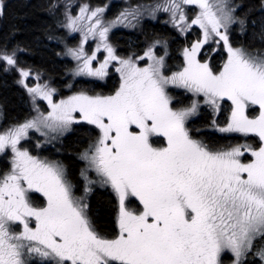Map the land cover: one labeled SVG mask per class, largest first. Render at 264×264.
<instances>
[{
	"label": "snow or ice",
	"instance_id": "snow-or-ice-1",
	"mask_svg": "<svg viewBox=\"0 0 264 264\" xmlns=\"http://www.w3.org/2000/svg\"><path fill=\"white\" fill-rule=\"evenodd\" d=\"M78 7L51 0L46 9L58 26L47 40L75 61L65 68L70 94L22 61L19 43H0V70L14 71L30 100L29 115L0 127V264H264V0L259 21L243 0H154L112 18L106 4ZM160 13L183 37L179 63L167 34L117 51L116 26ZM110 69L119 79L108 92L77 79L105 80ZM74 126L85 129L78 177L60 158ZM98 190L115 202L110 230L99 226Z\"/></svg>",
	"mask_w": 264,
	"mask_h": 264
},
{
	"label": "trees",
	"instance_id": "trees-1",
	"mask_svg": "<svg viewBox=\"0 0 264 264\" xmlns=\"http://www.w3.org/2000/svg\"><path fill=\"white\" fill-rule=\"evenodd\" d=\"M113 1V2H112ZM151 0H70L73 14H77L80 5L88 4L91 7L108 5L106 11V18H112L122 9L124 5L138 4V2H147ZM51 0H7V11L3 17H0V43L6 38H10V46L16 43L20 44L21 49H27L19 53L20 59L28 65L36 67L42 72L50 73L54 84L61 89L62 94H70L66 88L63 87L65 83L71 78L70 74H65L66 67H73L75 61L71 57H58L57 52L63 51V45L56 41H49L46 38V30L51 26L57 28L54 24L52 15L46 10ZM60 3H68L69 0H59ZM248 7L252 9V15L259 21L261 13L259 6L261 0H243ZM63 9L60 10V19ZM164 23V22H163ZM14 35L13 34V31ZM59 34L67 35L68 30L64 28L58 29ZM257 33L259 32V25L257 26ZM154 33L167 34L174 38L176 43L171 45L173 50L174 59L171 63H179V53L175 52L179 44H182L183 38L168 24L158 22L153 24L152 20L145 22L144 28L141 31L135 30L134 32H126L123 30H116L111 33V40L113 43L118 44L119 52L130 53L133 51H140L143 44L152 38ZM79 35L75 38L77 40ZM70 40L71 44L77 41ZM95 48V42L89 41L87 48ZM135 49V50H134ZM217 59V57L215 58ZM178 61V62H177ZM112 73L105 80H94V78L85 77L77 78L80 80L82 86L92 87L98 91L108 92L116 85L117 73L111 70ZM18 75L13 72H4L0 70V104L4 106L6 120H1L2 123H11L15 121H22L25 116L29 115L30 100L26 90L23 86L16 83ZM34 80H30L33 83ZM43 108L44 105H42ZM207 114L203 119H199L198 126L204 122ZM4 125V124H3ZM197 126V127H198ZM85 129L74 126L71 134L63 138V143L66 151L60 158L68 164L72 174L76 177L79 175V170L83 166L82 162L76 157L75 153L84 143ZM205 135H211L213 139L220 141L225 140L228 142L231 139L236 140V137L221 136L216 133L205 132ZM229 138V139H227ZM53 150L48 148L44 154H51ZM5 166L4 162L0 160V168ZM111 199L107 192H99L93 197V204H99L102 211L99 219V226L104 230H110L113 227L114 220V207L115 202L109 206L105 202Z\"/></svg>",
	"mask_w": 264,
	"mask_h": 264
},
{
	"label": "rangeland",
	"instance_id": "rangeland-1",
	"mask_svg": "<svg viewBox=\"0 0 264 264\" xmlns=\"http://www.w3.org/2000/svg\"><path fill=\"white\" fill-rule=\"evenodd\" d=\"M147 3V2H146ZM138 4H145L144 2H138ZM129 5H124V8L125 7H128ZM162 15H158V19L160 20L161 19V22H164V21H166L167 19H168V15L167 14H165V13H161ZM115 15H116V12H115ZM146 21H147V18L145 19ZM148 20H150V19H148ZM166 24V23H165ZM168 25H170V27L172 28V29H174L173 27H172V25L171 24H168ZM143 28H144V20L142 21V23L140 24V25H138L137 27H135V28H132V27H126V26H124V25H118V26H116L112 31H111V33L113 32V31H116V30H129V31H135L136 29H138V31H141V30H143ZM175 30V29H174ZM176 31V30H175ZM111 33H110V36H111ZM77 35H79L78 33H76V34H73V33H67V35H66V37H67V39L70 41H72V40H74L76 37H77ZM80 38V37H79ZM79 38H77V40L75 39V41H77L78 42V40H79ZM111 38V37H110ZM183 38V37H182ZM91 40V39H90ZM89 40V41H90ZM73 42V41H72ZM95 42V41H94ZM96 43V42H95ZM85 47H87V45L85 46ZM135 50V49H134ZM117 51L119 52V50L117 49ZM133 50H131V52H132ZM121 55H128L129 53H127V52H123V53H121V52H119ZM106 53H104V51H103V49H101V51L99 52V53H97V56H98V58L99 59H103V55H105ZM220 60V57H217V61H219ZM112 73V71L110 70V72H109V74H111ZM117 75H118V79H119V74L117 73ZM118 79L115 81V83L117 84L118 83ZM180 91H182V90H178V94H180ZM177 94V95H178ZM41 104L42 105H44V107H45V109L47 108V102L46 101H42L41 102ZM28 108H30V106L28 107ZM29 113H30V109H29ZM198 121V120H197ZM197 121H196V126H198L199 124L197 123ZM3 124H5V123H3ZM2 126V124H0V127ZM199 127V126H198ZM72 132V131H71ZM210 133H212V132H210ZM215 133H218V132H215ZM223 134V133H222ZM34 136H35V138H40L39 137V134L38 133H34L33 134ZM237 140V139H236ZM236 140H233V141H231V142H235ZM34 141V140H33ZM225 141V140H224ZM228 142H230V141H228ZM225 143H227V142H225Z\"/></svg>",
	"mask_w": 264,
	"mask_h": 264
},
{
	"label": "flooded vegetation",
	"instance_id": "flooded-vegetation-1",
	"mask_svg": "<svg viewBox=\"0 0 264 264\" xmlns=\"http://www.w3.org/2000/svg\"><path fill=\"white\" fill-rule=\"evenodd\" d=\"M113 2V1H112ZM152 2H154V0H151L149 3H152ZM146 3V2H145ZM158 15H162L161 13L160 14H158ZM147 21H151V19L150 20H148L147 19ZM146 20H144V24H145V22H147ZM158 22H160V23H162V24H165V23H163V22H161V19L159 20V19H156V20H152V23L153 24H157ZM137 31H138V29H136ZM173 31H174V29H172ZM118 31V30H117ZM123 31H126V32H134V31H129V30H123ZM151 39H149L148 41H150ZM146 43V42H145ZM144 46H145V44H143L142 45V47L140 48V49H137V50H142L143 48H144ZM137 52H139V51H137ZM216 58V57H215ZM217 60V59H216ZM178 62V61H177ZM175 64V63H174ZM111 70V69H110ZM117 79H118V77H117ZM177 94H178V91H177ZM179 95V94H178ZM0 124H2V126H3V123L1 122V120H0ZM1 126V127H2ZM72 132H69V133H67L65 136H67V135H69V134H71ZM216 134H219V135H221V136H226V137H236V138H239L238 136H236V135H233V134H222V133H216ZM229 138H227V139H229ZM229 141V140H228ZM230 141H233V139H231ZM35 141H32V143H34ZM225 142H227V141H223L222 143H225ZM48 148H51V147H48ZM47 148V149H48ZM46 149V150H47ZM45 149H41L40 151L44 154V151H46ZM46 155V154H45Z\"/></svg>",
	"mask_w": 264,
	"mask_h": 264
}]
</instances>
